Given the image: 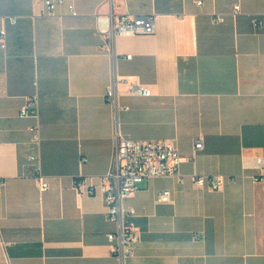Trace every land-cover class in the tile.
<instances>
[{
    "label": "crops",
    "instance_id": "1",
    "mask_svg": "<svg viewBox=\"0 0 264 264\" xmlns=\"http://www.w3.org/2000/svg\"><path fill=\"white\" fill-rule=\"evenodd\" d=\"M51 1L0 0V264H120L102 190L116 131L174 141L182 160L179 175L125 201L139 233L126 264H264V181L252 179L264 157V0H125L114 12L153 16L156 31L110 48L97 32L107 0H63L75 16L50 13ZM115 76L150 95L120 87L116 112L106 101ZM34 97L39 145L37 121L20 117Z\"/></svg>",
    "mask_w": 264,
    "mask_h": 264
},
{
    "label": "built area",
    "instance_id": "2",
    "mask_svg": "<svg viewBox=\"0 0 264 264\" xmlns=\"http://www.w3.org/2000/svg\"><path fill=\"white\" fill-rule=\"evenodd\" d=\"M110 12L105 16L97 18V32L110 48L114 40L119 37H135L142 35H153L156 31L155 17L137 16L124 11L116 14L114 9L117 6L125 8V0H107ZM200 6L201 3H198ZM66 8L68 12L75 16V9L72 5H66L63 0L48 2L49 12L54 14L57 9ZM240 7H235V12L239 13ZM217 22L222 19L217 18ZM126 59H131L127 56ZM120 87H126L130 95L149 96L150 91L141 85H131L127 81H122L116 76L111 82L107 93L106 101L118 112L121 108L118 104ZM126 110V109H125ZM21 118H32L37 123L30 127L32 143L39 145L41 133L39 121V108L37 98L27 99L25 106L20 111ZM203 141L199 139L195 143V152L203 150ZM181 157L174 141L156 142H132L123 137L118 131L115 133L114 153L111 169L103 178L104 202L107 209L108 219L116 225V232L108 236L111 253L118 259L120 264H126L127 259L132 256V246L138 242L139 233L135 225L130 221L134 213L124 207L125 201L138 190L139 186L150 179H166L179 175ZM30 163L37 174L38 187L41 193L49 189V184L43 177L38 166L40 159L38 156H31ZM260 173L252 177L255 183L264 181V157L259 159ZM194 183L198 186H208L212 190H220L224 185L223 177H194ZM4 181L0 179V190L4 186ZM83 182L75 181L74 190L80 195ZM89 194H93L89 192ZM171 199V193L164 190L159 196V202L166 204Z\"/></svg>",
    "mask_w": 264,
    "mask_h": 264
}]
</instances>
